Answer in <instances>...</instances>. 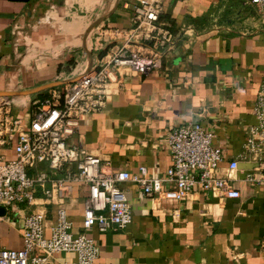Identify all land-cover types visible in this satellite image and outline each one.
<instances>
[{
    "label": "crops",
    "instance_id": "0c3cea01",
    "mask_svg": "<svg viewBox=\"0 0 264 264\" xmlns=\"http://www.w3.org/2000/svg\"><path fill=\"white\" fill-rule=\"evenodd\" d=\"M136 0H0V98L27 125L46 90L97 67V33L127 29ZM240 0H185L165 7L173 43L158 69L123 78L105 104L84 117L69 138L81 151L109 160L112 169L161 176L169 165L164 135L170 126L198 122L220 148L215 173L230 176L237 198L192 189L181 199L120 188L130 208L122 229L84 230L98 246L91 264H264V191L247 180L260 165L244 149L255 123L252 104L264 84V20ZM256 12V11H255ZM12 159V145L0 147ZM65 202L73 234L81 231L83 186ZM0 223V247H20L21 218ZM52 213L47 214L50 217ZM6 220V219H5ZM52 264H77L72 252Z\"/></svg>",
    "mask_w": 264,
    "mask_h": 264
},
{
    "label": "built area",
    "instance_id": "2783aa9c",
    "mask_svg": "<svg viewBox=\"0 0 264 264\" xmlns=\"http://www.w3.org/2000/svg\"><path fill=\"white\" fill-rule=\"evenodd\" d=\"M185 0H136L127 29L97 33L94 48L103 50L98 64L63 86L46 90L27 125L10 113V103L0 98V147L12 145L14 157L0 155V222L16 209H28L21 218L20 247H0V264H52L57 252H72L77 264H91L98 255L95 241L84 234L125 228L131 219L122 182L136 184L154 198L181 199L196 188L218 199L237 198L230 176L215 173L220 148L211 145V133L198 122L168 127L164 141L169 165L155 178L112 169L108 159L81 151L69 138L80 121L97 112L131 75L150 73L160 67L173 43L172 25L164 19L165 7ZM264 20V0H240ZM255 123L245 131L244 149L260 165L257 177L247 175L264 191V84L255 95ZM86 188L81 198V231H70L64 204L76 197V187ZM52 213L50 217L47 214Z\"/></svg>",
    "mask_w": 264,
    "mask_h": 264
},
{
    "label": "rangeland",
    "instance_id": "374dc122",
    "mask_svg": "<svg viewBox=\"0 0 264 264\" xmlns=\"http://www.w3.org/2000/svg\"><path fill=\"white\" fill-rule=\"evenodd\" d=\"M249 14H252V16L254 15H256V17H258L260 20H261V18L258 16V14L255 12V11H252V12H249ZM9 218H11V219H15V218H17V214H14L13 216H8L7 215V217H6V220H4V221H1L0 223H3V224H5L6 223V221H8L7 219H9Z\"/></svg>",
    "mask_w": 264,
    "mask_h": 264
},
{
    "label": "water",
    "instance_id": "95a60500",
    "mask_svg": "<svg viewBox=\"0 0 264 264\" xmlns=\"http://www.w3.org/2000/svg\"><path fill=\"white\" fill-rule=\"evenodd\" d=\"M5 212L4 208L2 206H0V215H3Z\"/></svg>",
    "mask_w": 264,
    "mask_h": 264
}]
</instances>
